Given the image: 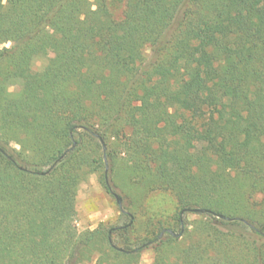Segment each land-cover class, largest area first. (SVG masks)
I'll return each mask as SVG.
<instances>
[{"label": "trees", "instance_id": "trees-1", "mask_svg": "<svg viewBox=\"0 0 264 264\" xmlns=\"http://www.w3.org/2000/svg\"><path fill=\"white\" fill-rule=\"evenodd\" d=\"M107 1L0 0V264L149 245L152 264H264V0H124L119 21ZM116 155L132 186L210 213L122 248L125 227L78 231V187Z\"/></svg>", "mask_w": 264, "mask_h": 264}, {"label": "rangeland", "instance_id": "rangeland-1", "mask_svg": "<svg viewBox=\"0 0 264 264\" xmlns=\"http://www.w3.org/2000/svg\"><path fill=\"white\" fill-rule=\"evenodd\" d=\"M107 6L115 21L122 19L124 0H108ZM143 54L148 58L149 48H145ZM52 57L53 52L46 50L32 62L30 71L40 72ZM20 88L21 81L10 86L9 91L16 93ZM115 196L120 200V207ZM75 211L74 225L80 232L99 227L105 231L125 227L122 233L113 231L110 234V242L117 248L124 247L127 241L133 243L134 240L152 238L159 232L158 228L179 234L181 229L183 232L190 229V224L200 219L197 213L191 212L180 216L177 202L169 192L157 190L145 193L132 186L125 175L124 155H116L114 160L105 158L104 168L89 175L79 185ZM162 238L167 239V236L164 234ZM152 261L153 249L149 245L130 264H152ZM76 264H95V260H79Z\"/></svg>", "mask_w": 264, "mask_h": 264}, {"label": "water", "instance_id": "water-1", "mask_svg": "<svg viewBox=\"0 0 264 264\" xmlns=\"http://www.w3.org/2000/svg\"><path fill=\"white\" fill-rule=\"evenodd\" d=\"M100 143H101V146H102V151H103V153H104V152H105V149H106L105 144H104L103 141H100ZM106 169H107V166H105V171H106ZM106 184H107V182H106ZM115 198H116V202H117V204H118L119 207H120V200H119V198H117L116 196H115ZM186 212H193V213H210L209 210H205V209L182 210V211L180 212V216H181L182 214L186 213ZM218 218H223V217H222V216H218ZM165 233H168V234L172 235L173 237H179V236L183 233V229H181V232H180L179 234H175V233H173V232L170 231V230H163V231L159 234L158 239H161V238L164 236Z\"/></svg>", "mask_w": 264, "mask_h": 264}]
</instances>
